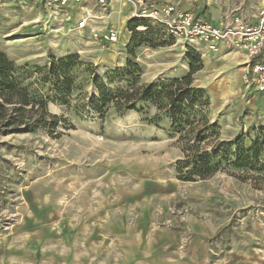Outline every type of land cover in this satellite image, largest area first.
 I'll return each instance as SVG.
<instances>
[{"label":"rangeland","instance_id":"rangeland-1","mask_svg":"<svg viewBox=\"0 0 264 264\" xmlns=\"http://www.w3.org/2000/svg\"><path fill=\"white\" fill-rule=\"evenodd\" d=\"M113 2L110 11L93 2L64 10L41 0H0V51L19 66L78 53L105 76L124 65L127 43L117 27L123 25L130 37L134 19L129 13L121 22V4ZM249 12L242 13H254ZM110 30L117 31L116 42L106 38ZM190 49L200 55L203 69L194 81L211 96L210 118L221 138H256L264 128V91L245 83L246 71L239 76L236 68L207 64L212 52L203 45L175 39L139 47L140 82L185 75ZM83 84L71 105L49 104V111L67 122L55 136L44 129L0 127V264H130L129 253L152 247L153 241L159 245L169 233L178 254L173 250L149 264H176L194 243L204 246L201 264H264V179L255 183L240 178L242 173L221 171L206 181H180L175 164L181 149L166 122H148L154 109L148 116L110 110L104 119L78 113L79 100L95 94L91 83ZM116 188L150 191L153 205L165 208L150 223L131 221L145 224L143 238L112 237L105 222L89 223V210L109 190L114 200ZM116 222L121 221H113L112 229L119 227Z\"/></svg>","mask_w":264,"mask_h":264},{"label":"trees","instance_id":"trees-1","mask_svg":"<svg viewBox=\"0 0 264 264\" xmlns=\"http://www.w3.org/2000/svg\"><path fill=\"white\" fill-rule=\"evenodd\" d=\"M128 28V57L122 67L105 76L97 74L96 67L78 53L50 56L46 65L19 66L0 51V127L26 132L44 129L55 136L59 125L66 127L67 122L52 114L49 104L69 106L76 92H83V82L91 83L95 94L79 100L76 111L104 119L110 110L119 115L132 111L148 116L154 109L148 122L155 126L166 122L181 149L183 156L175 164L180 181H206L221 171L242 173L240 178H251L255 183L263 180L264 128L253 140L245 134L233 140L221 138V128L210 118L211 96L194 81L195 74L203 69L200 55L189 50L190 69L185 75L142 83L143 66L136 61L138 48L170 45L175 38L161 25L144 19H131Z\"/></svg>","mask_w":264,"mask_h":264},{"label":"crops","instance_id":"crops-1","mask_svg":"<svg viewBox=\"0 0 264 264\" xmlns=\"http://www.w3.org/2000/svg\"><path fill=\"white\" fill-rule=\"evenodd\" d=\"M114 0H110V11L113 10L115 6ZM153 2L157 5H168L174 4L179 8L193 12L199 20H205L211 22L213 25L218 26L223 22L230 21L233 17L242 13L243 11L258 10L264 7V0H146ZM120 2L119 17L121 22H125L126 17L130 18L132 8L130 3L125 2L124 0H116ZM250 13V12H249ZM253 13V14H254ZM112 14V12H111ZM127 14V16H126ZM252 14V15H253ZM116 27L119 26L115 25ZM118 33L122 32L124 34V43H127L129 40V35L124 31L123 25L117 27ZM122 29V30H121ZM206 63L210 66H217L225 64V67L229 70L237 69L238 75H242L245 71L247 72L249 68L248 58L242 50L229 51L223 44L220 45V50L218 52H212L209 57L206 58ZM113 191V190H112ZM116 191V192H115ZM114 191V200L112 199L111 191L110 194H104L102 202L100 201L97 205L93 206V209L89 210V223L94 222H105V225L109 226L110 232L108 233L112 237H121L123 240L128 236L137 234L143 238L145 235L144 231L146 227L139 226L137 221H147L152 222V219H157L156 213L163 211L165 208H161L156 205H153L154 202L151 201L152 194L150 191L145 190H121L116 188ZM105 193V192H104ZM156 197V196H155ZM162 199V198H160ZM132 220H136L137 226H132ZM113 221L116 222L115 227L112 229ZM143 222V223H144ZM149 225V224H148ZM161 232V231H160ZM159 231H155V240L156 235ZM140 239V238H139ZM154 245L149 248H144L136 252L129 253L130 264H147L148 261L157 260L160 256L166 254H171V251H175L177 254L178 245L174 242V236L170 233L166 234L159 240V245L156 241L152 242ZM171 248L168 249V248ZM168 249V250H167ZM176 249V250H175ZM204 246H200L199 243L191 244L190 247L186 249L184 259L175 258L173 260L176 264H201L199 256L204 252ZM156 258V259H155ZM149 264V263H148Z\"/></svg>","mask_w":264,"mask_h":264},{"label":"built area","instance_id":"built-area-1","mask_svg":"<svg viewBox=\"0 0 264 264\" xmlns=\"http://www.w3.org/2000/svg\"><path fill=\"white\" fill-rule=\"evenodd\" d=\"M40 1V0H39ZM53 8L84 6L90 3L104 10L110 0H41ZM132 7L131 18L144 19L161 25L168 35L175 39L198 43L211 52H218L223 44L229 51L242 50L249 63L244 75L245 83L264 91V7L253 15L236 14L230 21L215 26L209 21L199 20L193 12L183 10L177 5H157L146 0H126ZM72 4L71 7L69 5ZM144 27H139L143 29ZM106 38L110 42L118 40L117 31L110 30Z\"/></svg>","mask_w":264,"mask_h":264},{"label":"bare ground","instance_id":"bare-ground-1","mask_svg":"<svg viewBox=\"0 0 264 264\" xmlns=\"http://www.w3.org/2000/svg\"><path fill=\"white\" fill-rule=\"evenodd\" d=\"M125 2L129 3L128 1L124 0Z\"/></svg>","mask_w":264,"mask_h":264}]
</instances>
